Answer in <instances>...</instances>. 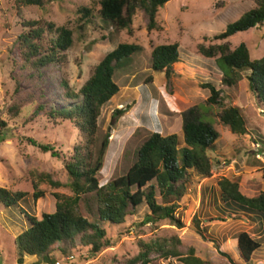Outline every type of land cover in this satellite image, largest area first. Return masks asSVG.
<instances>
[{
  "label": "rangeland",
  "instance_id": "1",
  "mask_svg": "<svg viewBox=\"0 0 264 264\" xmlns=\"http://www.w3.org/2000/svg\"><path fill=\"white\" fill-rule=\"evenodd\" d=\"M90 3L91 0H51L45 10L31 6L18 12L14 10L15 0H0V120L9 119L8 108L13 103L25 106L19 117L9 122L12 139L0 143V189L26 193L18 206L5 207L0 203V264H18L15 239L29 229L26 213L41 220L43 214L55 211V194L73 195L68 187L54 188L37 173H53L54 180L65 183L64 158L73 154L82 136L69 121L54 124L43 113L33 115L36 104L46 110L68 108L60 80L78 92L93 68L122 42L138 45L140 50L116 70L114 81L120 92L102 110L99 119V139L107 137L108 140L98 167L99 185H107L125 175L136 161L137 150L154 132L164 137L176 135L179 149L183 148L182 115L196 106L204 107V121L220 134L207 152L213 174L208 178L192 173L188 192L178 203L176 212L185 228L179 230L167 221L157 227L145 224L150 213L142 207L135 216L127 218L123 227L108 230L111 245L96 257L87 249L75 251L68 257L56 252L52 261H41V264H126L140 253L141 242L171 236H178L185 248H194L196 256L208 264H229L217 253L213 243L198 234L194 219L199 220L200 228L219 243L220 250L228 253L234 264H264V228L259 229L251 216L231 217L232 212L220 201L218 186L222 178H227L237 182L247 197L264 192V106L250 89L249 72L243 73L234 87L222 91L225 107H238L246 121V135L232 133L220 122L222 110L206 104L209 90L201 88L202 83H212L222 89V71L216 58L208 59L198 52L199 45L228 42L232 50L245 44L252 60L263 58L264 25L223 42L215 40L229 24L254 9L256 1L172 0L160 12L161 30L153 32L147 30L148 21L142 13L136 15L128 31L119 32L98 17L80 30L77 12ZM41 19L57 27L72 28L73 44L65 53L62 65L45 67L42 78L37 79L16 66L19 59L15 44L24 29L23 21ZM174 43L179 46L181 65L168 85L163 73L152 70L151 51L156 45ZM16 79L21 80L20 84ZM118 110L123 114L115 116ZM29 139L52 145L60 156L44 153ZM39 192L43 196L35 200L34 195ZM87 206L83 200L80 212L92 219ZM241 232H247L261 244L250 263L239 255L237 236ZM152 260L150 264H183L177 258L163 260L156 255ZM24 262L35 264L38 261L25 256Z\"/></svg>",
  "mask_w": 264,
  "mask_h": 264
},
{
  "label": "trees",
  "instance_id": "2",
  "mask_svg": "<svg viewBox=\"0 0 264 264\" xmlns=\"http://www.w3.org/2000/svg\"><path fill=\"white\" fill-rule=\"evenodd\" d=\"M51 0H15V11L21 8L35 6L41 10ZM172 0H91L88 6L79 8L76 22L79 29L91 24L96 17L103 22L111 23L117 31L131 29L133 20L138 13L148 21L149 32L161 30L160 12ZM257 6L244 13L238 20L229 24L225 31L215 36L216 41H226L239 33L264 25V0H255ZM23 31L16 40L19 66L21 71L29 72L34 78H42V70L52 64L62 65L65 53L73 44V30L68 26L57 27L54 23L45 21L25 20ZM178 44L156 45L151 51V68L154 72L163 73L170 85L172 76L181 65ZM140 47L135 44L122 42L110 52L92 70L85 84L75 92L66 81L60 80V86L68 108L46 110L36 104L33 115L43 113L54 124L71 122L82 136L81 142L73 149L69 158H64L67 176L65 183L54 180L53 173H37L54 188L68 187L73 193L66 197L55 194L57 200L55 211L43 214L42 219L29 213L25 214L29 229L15 239L18 264H25V256L34 257L37 263L52 261L53 254L58 252L62 257H68L80 249L89 250L96 257L105 248L110 247L111 239L108 230L121 228L128 217L135 216L139 209L146 207L149 217L145 224L157 227L158 224L169 222L171 226L181 230L185 224L176 212L179 202L188 192V184L192 173L202 177H211L213 164L207 155L220 134L215 127L204 121L206 115L203 106L190 108L182 115V130L185 146L179 149L176 135L164 137L154 132L137 150L136 161L127 173L107 185L100 186L97 174L108 140L100 138L101 128L99 119L102 110L111 103L120 92L114 81L118 67L125 60L137 53ZM201 56L216 58L222 71V89L212 83H202L201 88L209 90L210 97L206 104L219 107L220 122L234 134L246 135V121L238 107H225L223 90L234 87L247 74L251 91L259 103L264 106V57L252 60L245 44L232 50L228 42L199 45ZM151 80V78H149ZM20 84V79H16ZM22 104L13 103L8 109V118L0 120V143L11 140L9 122L14 121L22 113ZM122 115L118 110L115 116ZM44 153L59 157L52 145L38 144ZM99 144L98 148L97 145ZM220 201L225 209L232 212L231 217L243 219L251 216L260 228H264V192L256 197H247L237 182L222 178L218 182ZM26 193H13L0 189V203L5 207L18 206ZM43 196L42 192L34 195V199ZM85 200L92 219L86 218L80 212V203ZM223 218V217H222ZM223 220V219H222ZM224 221V220H223ZM198 234L203 240L213 243L217 253L224 257L229 264H234L228 253L220 250L219 243L204 233L198 219H194ZM238 250L241 259L250 263L254 253L261 244L247 232L237 236ZM140 253L126 264H150L152 256L163 260L179 259L183 264H208L195 254L194 248H185L178 236L158 238L150 242L140 243Z\"/></svg>",
  "mask_w": 264,
  "mask_h": 264
},
{
  "label": "built area",
  "instance_id": "3",
  "mask_svg": "<svg viewBox=\"0 0 264 264\" xmlns=\"http://www.w3.org/2000/svg\"><path fill=\"white\" fill-rule=\"evenodd\" d=\"M59 264V263H58Z\"/></svg>",
  "mask_w": 264,
  "mask_h": 264
}]
</instances>
